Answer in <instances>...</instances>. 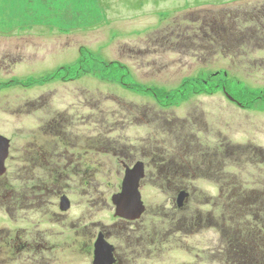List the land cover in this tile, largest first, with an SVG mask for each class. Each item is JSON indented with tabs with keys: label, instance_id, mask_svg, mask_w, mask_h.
Segmentation results:
<instances>
[{
	"label": "flooded vegetation",
	"instance_id": "1",
	"mask_svg": "<svg viewBox=\"0 0 264 264\" xmlns=\"http://www.w3.org/2000/svg\"><path fill=\"white\" fill-rule=\"evenodd\" d=\"M49 54L48 65L45 60L40 62L38 80L31 74L21 79L8 75L7 89L39 88L40 93L24 100L22 109L9 110V118L18 126L12 123L9 131L0 126V136L5 139L0 141V264H164L175 252L190 257L186 239L212 228L217 232L215 242L221 244L223 229L217 217L214 224L208 223L206 214L188 206L195 193L189 184L192 179L215 184L217 194L228 189L223 185V169L229 149L221 137L212 145L201 143L199 135L205 133L206 122L191 106L208 91L204 66L186 73L173 90L147 80L142 68L134 75L127 66L125 72L134 83L124 86V93L134 99L128 110L126 96L95 91L96 85L109 88V83L85 69L86 49ZM20 60L7 54L1 61L12 67ZM150 68L151 72L157 69L155 65ZM208 76L214 80L211 90L222 92L230 105L246 110L253 107L254 101L228 95L222 70ZM147 81L150 87H146ZM131 128L139 133L134 134L135 143L128 144ZM256 146L247 145L243 153L231 150V154L238 163L248 164L244 158L250 159L249 165L261 167L264 175V149ZM191 151L201 153L204 163L214 164L213 168L207 165L214 172L204 173L205 164L192 168ZM135 167L142 172L138 191L143 211L119 215L112 200L121 192L126 172ZM230 178L233 201L237 203L238 196L245 195L253 200L244 210L264 211L263 181L262 191H244L237 175ZM112 180L117 183V190L109 196L114 211L88 209L101 196L104 206L112 209L106 198L110 192L96 193V184ZM145 183H161V189L172 190L171 207L148 211L140 191ZM79 199L84 200L86 210H75ZM237 238L232 235L229 241L236 254ZM219 252V248L212 250L210 259L217 261ZM200 256L197 251L195 258Z\"/></svg>",
	"mask_w": 264,
	"mask_h": 264
},
{
	"label": "rangeland",
	"instance_id": "2",
	"mask_svg": "<svg viewBox=\"0 0 264 264\" xmlns=\"http://www.w3.org/2000/svg\"><path fill=\"white\" fill-rule=\"evenodd\" d=\"M201 3L203 0H0V126L9 131L17 125L9 118V110L22 109L24 100L40 93L39 88L7 89L8 75L21 79L31 74L38 80L40 62L55 50L65 53L86 49L89 56L84 62L88 64L85 69L89 68L95 78L109 83V88L96 85L95 91L126 96L128 110H132L129 106L134 99L132 94L124 93V86L129 88L134 83L133 77L125 72L127 66L134 75L137 68V72L142 68L147 80H155L159 87L169 90H173L186 73L204 66L208 91L192 101L191 106L196 107L197 114L201 113L199 117L206 122L205 133L199 135L201 143L212 145L221 137L229 149L225 152L229 161L223 169V185L228 189L217 194L215 184L192 179L189 184L195 193L188 206L206 214L208 223L214 224L217 217V224L223 229L222 242H215L217 232L213 228L197 236L191 235L186 239L191 246L190 257L175 252L163 263L264 264V211L244 210L253 200L245 195H239L237 203L230 198L234 196L232 175L241 179L239 184L244 191L251 188L262 191L264 182L261 167L250 166L251 160L246 158L248 164L238 163L233 154L239 150L243 153L247 145L264 149V0ZM7 54L21 60L7 67V63L1 61ZM49 62L50 58L44 61L46 65ZM150 65L156 66L155 72H151ZM214 70H222L226 75L221 78L227 85L228 95L242 98L244 102L254 101L253 107L246 110L230 105L222 92L211 90L214 80L208 74ZM148 82H144L146 87L151 85ZM20 124L23 125V119ZM135 133H139L137 128L127 131L128 144L134 142ZM201 153L188 154L191 167L205 164L204 173L207 170L213 173L214 169L210 171L207 165L213 168L214 164L204 163ZM209 155L212 158L213 153ZM112 165L115 171V162ZM161 188V183L158 186L145 183L140 188L148 211L171 207L172 190ZM116 190L114 180L96 184V193L110 192L106 198L112 209L104 206L102 196L96 197L95 206L88 209L114 211L109 196ZM83 201L78 200L76 211L87 209ZM232 235L238 236L237 254L230 246ZM216 248L220 249V257L213 261L211 251ZM197 251L201 259L195 258ZM203 252H206L204 256Z\"/></svg>",
	"mask_w": 264,
	"mask_h": 264
},
{
	"label": "water",
	"instance_id": "3",
	"mask_svg": "<svg viewBox=\"0 0 264 264\" xmlns=\"http://www.w3.org/2000/svg\"><path fill=\"white\" fill-rule=\"evenodd\" d=\"M0 141H4V139L0 137ZM141 177L142 172L138 167L126 172L122 183V190L112 200L115 211H118L119 215L127 216L128 213L139 214L140 211H143L138 191V181Z\"/></svg>",
	"mask_w": 264,
	"mask_h": 264
},
{
	"label": "trees",
	"instance_id": "4",
	"mask_svg": "<svg viewBox=\"0 0 264 264\" xmlns=\"http://www.w3.org/2000/svg\"><path fill=\"white\" fill-rule=\"evenodd\" d=\"M206 2V3H210V4H217V3H222L223 0H203V3ZM201 3V4H203ZM205 4V3H204Z\"/></svg>",
	"mask_w": 264,
	"mask_h": 264
}]
</instances>
